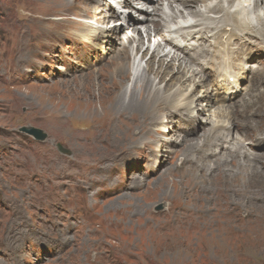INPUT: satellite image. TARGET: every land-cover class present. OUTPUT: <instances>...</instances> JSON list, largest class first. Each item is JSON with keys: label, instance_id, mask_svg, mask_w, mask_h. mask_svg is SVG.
Segmentation results:
<instances>
[{"label": "rangeland", "instance_id": "374dc122", "mask_svg": "<svg viewBox=\"0 0 264 264\" xmlns=\"http://www.w3.org/2000/svg\"><path fill=\"white\" fill-rule=\"evenodd\" d=\"M69 1L70 8L57 13L56 0H0V264H264V99L246 110L248 99L263 96L264 65L256 56L246 61L247 81L231 100L208 93L191 112L159 111L154 114L159 121L140 136L136 129L148 123L149 104L142 106L149 107L143 114L119 117L116 93L110 91L101 103L88 101L102 122L84 121L86 107L78 95L87 83L93 88L98 77L120 78L119 41L110 44L93 33L117 19L112 6L102 5L93 11L92 27H82L90 16L81 12L97 2ZM129 29L116 35L130 36ZM165 33L163 27L159 42ZM156 45L144 36L135 59L144 55L140 68ZM134 48L131 44V53ZM161 50L169 55L168 48ZM134 55L124 60L126 90ZM167 70L165 79H175L174 68ZM209 101L210 113L203 110ZM217 109L218 119L236 122L231 134L212 129ZM41 114L60 115L45 121ZM31 128L45 138L22 131ZM148 137L153 143L140 148ZM231 141L228 152L232 146L225 144ZM249 166L259 173L237 177ZM63 174L67 178L51 180ZM87 176L89 188L83 183ZM185 182L190 187L180 190ZM217 194L226 195L218 202L225 210L222 225L201 229L197 197H208L203 206L213 213L211 195Z\"/></svg>", "mask_w": 264, "mask_h": 264}, {"label": "bare ground", "instance_id": "6f19581e", "mask_svg": "<svg viewBox=\"0 0 264 264\" xmlns=\"http://www.w3.org/2000/svg\"><path fill=\"white\" fill-rule=\"evenodd\" d=\"M56 1L55 7L57 8V13H62L70 8L71 2L69 0ZM95 2H97V4L94 7H91L89 10L85 9L81 12L83 15L90 17L83 18L80 25L82 27H92L93 18H91V16L93 15V11L95 12V10L102 5L109 8L112 6L114 11H112L111 15L114 14V19H117L115 24L112 25L113 27H108L105 22H103L104 25L93 33H95L94 35H96L97 38L109 42L110 44L115 39L119 41L117 49L119 63L116 73H120V78L115 80V78L112 77V81L109 82L108 77H98V83L93 88L91 83H87L91 87L88 85L87 89L84 92H80L78 95L79 101H82L79 105L83 106V109L86 107L81 111L82 116H80L84 121H90L95 118L98 120L96 124L102 122V116L99 117L94 113V108L88 101L93 97L97 102L101 103L104 96L108 95L107 93L110 91L111 94L116 93L115 108L116 115L119 117L125 116L126 114L129 115V113H127L128 111H138L140 114H143L142 112L149 110V107L144 109L142 106L149 104L150 110L145 116L146 120H149L148 123L145 127L141 125L136 129L140 136V134L143 135L144 132H147L145 130H150L147 128V125L151 126L153 123L159 121H156L154 117V114L159 113V111L167 110L169 111L167 113L169 115H173L174 112H177L178 115L180 111H182V113L184 111L191 112L197 108L199 100L207 98L206 95L208 93H220L223 94L226 99L231 100L239 91L241 85L247 81L246 61L254 59V56H256V61L259 62L258 65H264V0H123L117 3L95 0ZM149 8H152V12ZM133 10H136L135 16L137 17L134 19L129 17V12ZM159 12L160 16L158 14ZM157 24H159V27L156 26ZM169 24L172 26L167 27ZM152 27H155V29H152ZM163 27L166 28V33L163 36L164 40L159 42L157 39L160 37V31ZM122 28L125 30L130 28L129 31H131V35L117 36L116 32ZM142 29H144L143 32ZM144 36L145 39L148 40L154 38L157 41V45L152 53V58L146 62L144 68H140V62L144 60V55L141 56L138 63H135V59L141 51L140 46ZM238 41L239 43H237ZM131 44H136V48L132 49V53L130 52ZM162 48H168L169 55H166V53H164L165 49L162 51ZM190 50L193 51L192 54H189ZM133 53L135 54L134 57H132L134 59L133 64L135 68L132 74L131 85L126 90L124 88L125 84L123 77L125 70L124 60L129 59ZM155 59H157L156 69H152L151 66L152 63L155 62ZM19 61L17 64H19ZM182 61L186 62V67L185 65L183 66ZM169 67L174 68L177 76L175 79H169L167 81L165 77L169 76L167 70ZM187 67H189L190 70H188ZM258 71V66H255V69L252 71L253 74H255V79L259 78ZM195 75L199 77L197 82L193 81ZM186 83H190V85L186 86ZM205 84L206 87L204 88ZM187 88L189 89L188 91ZM200 88H204V90H202L203 93H200L201 95L197 96L195 99L193 94ZM251 91L252 89L246 90L247 93ZM262 95L263 96H259L255 101L248 99L247 104L249 103V108L246 110H252L257 107L258 102L264 99V92ZM218 100L219 99H217V102ZM212 103L213 102L210 101L207 102L205 105L206 108L204 109L202 107L203 110L210 113V109L213 107ZM217 110L218 111L213 110L214 112H212V115L215 114L214 122L212 120L214 123L212 129H223L231 134V131L235 129L236 122L234 119L230 122L227 121L228 123L222 121L224 119H218L219 113H221L222 110ZM107 113L106 117L110 114L108 111ZM59 115L60 114H41L37 117L45 121H58ZM60 125H63V123ZM243 138L244 135H242L240 140L243 141ZM134 140L135 139L130 138L129 142L133 143ZM233 142L234 141H231V143L225 144L232 146L231 150L228 152L233 150V145L235 143ZM152 143L153 140L148 137L145 144L142 145V143H140L141 145L139 144V147H145ZM147 147L149 148L150 146ZM253 158L259 162L257 160L259 159L258 157L255 158V156H253ZM257 169V166H249L248 169H243V173L239 176L237 175V177L250 178L249 175L259 173ZM249 170L256 171L253 172ZM247 174L249 175L247 176ZM65 178H67V176L63 174L57 175L51 180ZM91 181L92 178L87 176L83 183L89 188L92 186ZM190 181L192 180L190 179ZM168 186L169 184L166 183L165 187ZM188 187L190 186L185 182L179 189L183 190ZM214 195H211L213 199L211 203L212 206H217V208L213 213H210L211 210L203 206V201L207 200L208 197L205 198L200 195L197 197V200L199 199L201 202L198 206L195 205V220L197 226L201 229L213 223H216L217 227L222 225L225 210L221 206H218V202L225 199L226 195L217 194L213 197ZM169 199L168 203L171 201V196ZM204 204H206V202Z\"/></svg>", "mask_w": 264, "mask_h": 264}, {"label": "water", "instance_id": "95a60500", "mask_svg": "<svg viewBox=\"0 0 264 264\" xmlns=\"http://www.w3.org/2000/svg\"><path fill=\"white\" fill-rule=\"evenodd\" d=\"M22 131L25 132V133L33 135L38 140H43L45 138V135L41 131L33 129V128H31V129H23Z\"/></svg>", "mask_w": 264, "mask_h": 264}]
</instances>
